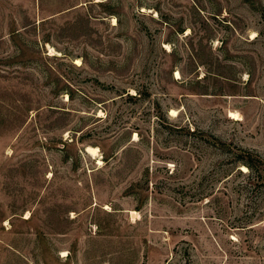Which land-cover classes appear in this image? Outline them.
Returning <instances> with one entry per match:
<instances>
[{"label":"rangeland","instance_id":"374dc122","mask_svg":"<svg viewBox=\"0 0 264 264\" xmlns=\"http://www.w3.org/2000/svg\"><path fill=\"white\" fill-rule=\"evenodd\" d=\"M0 264H264V0H0Z\"/></svg>","mask_w":264,"mask_h":264},{"label":"trees","instance_id":"16d2710c","mask_svg":"<svg viewBox=\"0 0 264 264\" xmlns=\"http://www.w3.org/2000/svg\"><path fill=\"white\" fill-rule=\"evenodd\" d=\"M246 151H248V150H246ZM247 154H248L247 156L246 155L245 156H241L242 158H241L240 161L243 162L244 164H246L248 166L249 170H252L256 166L255 159L251 155L250 151H248Z\"/></svg>","mask_w":264,"mask_h":264},{"label":"bare ground","instance_id":"6f19581e","mask_svg":"<svg viewBox=\"0 0 264 264\" xmlns=\"http://www.w3.org/2000/svg\"><path fill=\"white\" fill-rule=\"evenodd\" d=\"M178 77H179V73H178ZM233 114H236V113H233ZM89 151L93 152V153H96V148L95 147H89Z\"/></svg>","mask_w":264,"mask_h":264}]
</instances>
